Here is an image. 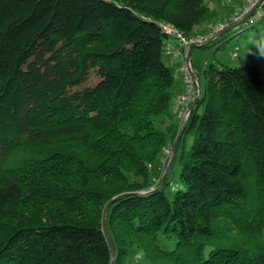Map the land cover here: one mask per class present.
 Listing matches in <instances>:
<instances>
[{
  "label": "trees",
  "instance_id": "1",
  "mask_svg": "<svg viewBox=\"0 0 264 264\" xmlns=\"http://www.w3.org/2000/svg\"><path fill=\"white\" fill-rule=\"evenodd\" d=\"M215 16L205 0H0V264H264L258 66L202 70L156 189L182 125L162 25L190 38ZM121 194L113 260L102 216Z\"/></svg>",
  "mask_w": 264,
  "mask_h": 264
},
{
  "label": "rangeland",
  "instance_id": "2",
  "mask_svg": "<svg viewBox=\"0 0 264 264\" xmlns=\"http://www.w3.org/2000/svg\"><path fill=\"white\" fill-rule=\"evenodd\" d=\"M205 3L216 11V16L198 27V29L201 31V33H204V35L209 33L212 27L214 28L220 24L229 21H236L237 13H239L240 11L236 12L234 10L233 5L241 6L243 0H205ZM258 11L262 13L261 17H256L257 13L255 12L256 15L249 18L247 22L240 23L236 26V28L229 31L227 35H224V37L222 36L220 38H217L218 40H216V42L213 43L210 48H203L198 46L193 49V58L191 64H195L196 67L201 69V73L199 75V85L201 84V86H203L205 82L202 70L212 64L217 67H221L220 65L225 64L232 67L246 66L252 64L258 66L264 73V58L253 54L255 50H253V52H247L244 55L245 46L247 44L249 34H259L260 32L264 31V6L258 9ZM168 41L169 38H166L164 40L166 51L163 53L162 56L165 64L172 68L174 73L175 90L173 91V105L174 102L176 103V93L178 90V88L176 89V86L183 82L181 67L186 64L187 58L184 56L176 58L174 55L169 54L167 51ZM183 123L184 120L182 124ZM160 129H163V127L160 126ZM172 151L173 148H168L164 150V158L166 165L170 160ZM158 169L159 167H156L154 171H157ZM177 178L178 173L174 177V180H176Z\"/></svg>",
  "mask_w": 264,
  "mask_h": 264
},
{
  "label": "built area",
  "instance_id": "3",
  "mask_svg": "<svg viewBox=\"0 0 264 264\" xmlns=\"http://www.w3.org/2000/svg\"><path fill=\"white\" fill-rule=\"evenodd\" d=\"M247 1V8L245 10V14H247L252 8L257 6L258 4H261V6L264 4V0H246ZM261 8V7H260ZM258 8V9H260ZM258 9L256 10V17H261V14ZM226 26H219L217 29L214 30L211 35H204V34H198L194 37H187L184 33L181 31L175 29L174 27H171L170 25L163 24L162 28L165 30V32L168 34L170 38H174L176 42H178L177 48L174 50V55L176 57L180 56L181 54L188 53L189 49L191 47H198L207 45L211 38L223 31ZM194 70L191 66V63L186 62L185 65L182 66V74H183V81H185V94L178 96L176 103H175V114L179 113L184 122L187 120L189 110L191 105L196 101V99L199 97L198 93V86L199 83L193 79ZM182 107V109H181Z\"/></svg>",
  "mask_w": 264,
  "mask_h": 264
},
{
  "label": "water",
  "instance_id": "4",
  "mask_svg": "<svg viewBox=\"0 0 264 264\" xmlns=\"http://www.w3.org/2000/svg\"><path fill=\"white\" fill-rule=\"evenodd\" d=\"M261 4H262V2H261L260 4H258L257 6H255L254 8H252V9L247 13V15H246L243 19L239 20L238 22H236V23L233 24V25H230V26L225 27V29H223V31H221L220 33H218L217 35H215L214 37H212L211 40H210V42H209L208 44H210L213 40L222 37L225 33H228V32L231 31L232 29L236 28V26L239 25L240 23L247 22V21L249 20V18H251V17L254 15V13L256 12V10H257L258 8L261 7ZM194 48H195V47H191V48L189 49L188 53H187V55H188V56H187V62H188V63L191 62V55H190V52H191V50L194 49ZM192 76H193V79L196 80V81L199 83V80H198V77H197L195 71L193 72ZM201 91H202V90H201V86L199 85V86H198L199 97H198V98L196 99V101L191 105L190 110H189L188 117L186 118L187 120L181 125V127H180V129H179V133H178V135H177V139H176V141H175V144H174L175 146L173 147V151H172V154H171V156H170V160L168 161V164H167L166 169H165V173H164V175L162 176V179H161V181H160V183H159V185H158V187H157L156 189H160V188L163 186V182L165 181L166 176L168 175L169 170H170V168H171V166H172V163H173L174 160H175V157H176V155H177V152H178V149H179V146H180V145H179V144H180V141H181V139H182V137H183V134H184L183 131H184V129L186 128V126L188 125V123H189V120H190L189 118H190L191 113L193 112V110L195 109L197 103L199 102V100H200V98H201V95H202ZM150 193H152V192H150ZM147 194H148V193H147ZM125 195H127V194H121V195H119V196H116L115 198H112V200L106 205V207H105V209H104V211H103V216H102V228H103V232H104V234H105V238H107V241H108L109 246H110V248H111L110 250L112 251L113 260L115 259L116 253H115V248H114L113 241H112V239L110 238L111 236H110V234H109L108 226L106 225V224H107V213H108L107 211L109 210L110 206H111V205H112V204H113L118 198H121L122 196H125Z\"/></svg>",
  "mask_w": 264,
  "mask_h": 264
},
{
  "label": "crops",
  "instance_id": "5",
  "mask_svg": "<svg viewBox=\"0 0 264 264\" xmlns=\"http://www.w3.org/2000/svg\"><path fill=\"white\" fill-rule=\"evenodd\" d=\"M246 8H247V3H246V1H244L243 0V3L241 4V6H240V12L239 13H237V19H236V21H238L239 19H243L247 14H245V10H246ZM236 21H231V22H233L232 23V25L233 24H235L236 23ZM230 22V21H229ZM229 22H226V23H223V24H220V25H218V26H216V27H212V29H211V31H209V33H207V34H205V35H211V33H213L214 32V30L215 29H217V27H219V26H230V25H228V23ZM198 33H200V34H204V33H201V31L198 29ZM168 44H167V51H168V53L169 54H172V55H174L173 54V51L175 50V48H177V45H178V42H176V40L174 39V38H172V39H170V37H169V41L167 42ZM165 46V45H164ZM166 51V50H165ZM192 53H193V50H191V52H190V55H191V62H192V58H193V55H192ZM175 57H176V55H174ZM182 56H184V57H186L187 58V53L186 54H181L180 56H178V57H182ZM178 57H176V58H178ZM190 62V63H191ZM193 65V67H195V68H197V69H199L198 67H196V65L195 64H192ZM182 68V67H181ZM194 71H195V69H193ZM181 72H182V69H181ZM196 72V71H195ZM182 74V73H181ZM183 75V74H182ZM178 88V90H177V95H176V100H177V98H178V96L179 95H182V94H185L184 92H185V89H186V86H185V81H183L181 84H178L177 86H176V89ZM175 102L173 103V105H172V107H173V112L175 113ZM181 109H182V107H181ZM176 115V117H177V119H179L181 122H183V119H182V117L180 116V114L179 113H176L175 114Z\"/></svg>",
  "mask_w": 264,
  "mask_h": 264
},
{
  "label": "clouds",
  "instance_id": "6",
  "mask_svg": "<svg viewBox=\"0 0 264 264\" xmlns=\"http://www.w3.org/2000/svg\"><path fill=\"white\" fill-rule=\"evenodd\" d=\"M233 7L236 12L240 11L239 5H233ZM253 50L255 51L253 52ZM247 52H253V54L264 58V31L260 32L259 34L257 33L249 34L247 44L245 46L244 55Z\"/></svg>",
  "mask_w": 264,
  "mask_h": 264
}]
</instances>
